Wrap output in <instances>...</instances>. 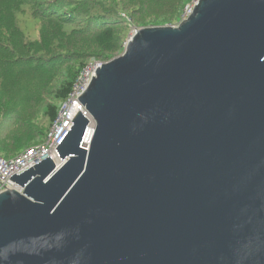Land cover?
<instances>
[{
  "label": "water",
  "instance_id": "95a60500",
  "mask_svg": "<svg viewBox=\"0 0 264 264\" xmlns=\"http://www.w3.org/2000/svg\"><path fill=\"white\" fill-rule=\"evenodd\" d=\"M51 158L0 195V264H264V0H198L102 64Z\"/></svg>",
  "mask_w": 264,
  "mask_h": 264
},
{
  "label": "trees",
  "instance_id": "16d2710c",
  "mask_svg": "<svg viewBox=\"0 0 264 264\" xmlns=\"http://www.w3.org/2000/svg\"><path fill=\"white\" fill-rule=\"evenodd\" d=\"M190 2L0 0L1 157L14 158L44 142L89 59L109 62L120 55L131 26L179 23ZM22 16L38 23L37 38L23 30ZM56 79L62 82L55 89ZM40 117L45 123H35ZM10 124L15 129L9 145L1 133Z\"/></svg>",
  "mask_w": 264,
  "mask_h": 264
},
{
  "label": "built area",
  "instance_id": "2783aa9c",
  "mask_svg": "<svg viewBox=\"0 0 264 264\" xmlns=\"http://www.w3.org/2000/svg\"><path fill=\"white\" fill-rule=\"evenodd\" d=\"M198 0H194L187 5L184 10L183 21H187L197 4ZM101 65L87 66L79 74L76 82L73 85L72 91L67 100H65L59 107L58 116L52 124L45 140L41 144L29 147L23 150L14 158L5 159L0 155V195L8 190H16L23 193L24 188L10 180L14 175H21L40 162L51 158L57 168L64 162L61 161L56 149L66 137L70 129L73 127L72 120L80 112L88 120L87 134L88 138L85 140L84 147L88 149L90 138L95 128V121L86 110V108L78 100L82 97L91 83L92 77L96 76V70Z\"/></svg>",
  "mask_w": 264,
  "mask_h": 264
},
{
  "label": "rangeland",
  "instance_id": "374dc122",
  "mask_svg": "<svg viewBox=\"0 0 264 264\" xmlns=\"http://www.w3.org/2000/svg\"><path fill=\"white\" fill-rule=\"evenodd\" d=\"M124 1V0H123ZM194 0H191V2L189 3V4H191L192 2H193ZM189 4H187V5H189ZM186 5V6H187ZM185 10V9H184ZM183 16H184V12H183V14H182V16H181V20H180V22L179 23H177V24H174V25H170V24H167V25H161V24H159V23H156V24H152V25H149V27L148 26H146V27H142V28H137V27H133V26H131L130 27V32H129V35H128V38L131 36V34H133L134 32H136L137 30H139V29H143V28H152V27H164V26H178L179 24H181V23H183L184 21H183ZM20 21H21V23H20V25H21V27L23 28V30L27 33V35H29V36H31V37H33V38H37V36H38V23L37 22H35L34 20H32L30 17H26V16H22L21 18H20ZM128 38H127V40H128ZM127 40H126V42H127ZM126 42H125V44H126ZM125 50V49H124ZM124 52V51H123ZM123 52L120 54V55H122L123 54ZM120 55H118V56H116L115 58H117V57H119ZM105 63H107V62H103V61H99V60H97V59H89V63H88V65L89 66H94V65H102V64H105ZM65 71V69L63 70V72ZM60 82H62V79H56L55 81H54V83H53V85H54V88L56 89V88H58V86H59V84H60ZM41 112H44V108H41ZM38 116H40V115H38ZM45 119L44 118H35V123L37 122V123H45ZM2 128H3V130H2V136H3V138L5 139V138H7V139H9L8 141H7V143L10 145V143L13 141V138H12V131L15 129V127H14V125H12V124H10V125H8V126H2ZM5 128V129H4Z\"/></svg>",
  "mask_w": 264,
  "mask_h": 264
}]
</instances>
